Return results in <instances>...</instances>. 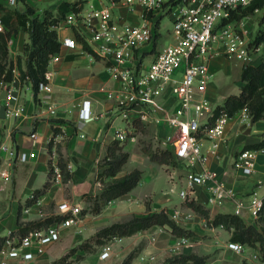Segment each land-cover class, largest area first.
I'll list each match as a JSON object with an SVG mask.
<instances>
[{
    "label": "built area",
    "instance_id": "2783aa9c",
    "mask_svg": "<svg viewBox=\"0 0 264 264\" xmlns=\"http://www.w3.org/2000/svg\"><path fill=\"white\" fill-rule=\"evenodd\" d=\"M3 1L9 5L16 2ZM252 1L106 0L96 5L93 2L74 0L72 5L76 9H69L62 22L73 26L82 36V41L90 43L92 50L106 62L108 76L114 84H102L99 88L113 101L116 114L126 120L123 127L115 129L112 140L136 141L135 126L128 115L130 109H138L136 119L141 122L159 124L165 121L168 131L159 130L156 137L186 168L177 188L178 195L184 200L194 199L212 207L231 201L232 213L242 215L244 210H248L257 218L264 197L253 189L249 192L248 199H245L243 194L226 183L218 170L207 164L208 155L216 154L225 137L228 120L233 115L237 116L239 123L252 120L247 106L241 107L232 116L222 108L215 114L218 104H214L208 96L212 78L209 65L213 56L222 54L229 60L237 59L243 64L255 62L253 53L259 51L261 43H254V35L242 26L248 16L242 19L231 18L233 11ZM119 2H123L131 10L139 5L140 22L130 23L114 16ZM164 16L172 21L171 39L160 49H156ZM80 25L85 27V32H82ZM4 29L0 19V31ZM149 43L153 44L151 50L147 49ZM76 44L74 35L60 39V47L74 48ZM150 54L151 58L147 59ZM58 58V51L50 54L47 64ZM51 75L52 70L46 67L44 80L38 84L39 89H49ZM0 87L6 90L5 116H20L25 110L24 105L8 101L11 89L1 80ZM160 98H163L162 101ZM55 111V103L41 98L37 113ZM91 117L89 101L84 99L80 103L79 125ZM35 134L32 132L30 136L34 137ZM202 140L209 142L207 149H203ZM0 149L7 154L6 168L0 171L4 177L10 176L7 166L11 168L16 160L25 161L32 155L31 152L17 150L6 143H1ZM261 151H264V146L241 147L233 156V167L253 171L256 155ZM53 164L55 177L58 178L60 169L56 161ZM202 191L206 194L204 199L201 198ZM60 208L58 212L66 216L59 220L30 228L24 234L8 232L0 242L1 261L17 259L24 264L37 263L46 247L59 239L64 228L78 224L82 208L79 203L64 202L60 204ZM186 239H176L169 254L173 255L175 248H179ZM111 242L109 240L101 245L96 253L98 260H105L110 256ZM226 246L236 253L248 254L253 264H264L261 254L248 243L228 240ZM147 255V258H142L141 264L155 261V255ZM163 264L192 262L167 261Z\"/></svg>",
    "mask_w": 264,
    "mask_h": 264
},
{
    "label": "crops",
    "instance_id": "0c3cea01",
    "mask_svg": "<svg viewBox=\"0 0 264 264\" xmlns=\"http://www.w3.org/2000/svg\"><path fill=\"white\" fill-rule=\"evenodd\" d=\"M63 1L71 5L74 2V0H16L15 4L9 5L0 0V4L18 10H24L26 5H29L34 8V14L41 15L45 9L55 14L58 5ZM82 1L83 3L93 2L100 5L106 0ZM140 11L141 7L139 5H135L131 10L123 2H119L114 10V16H119L122 20L130 23H138L140 22ZM1 15L2 10L0 9V18ZM242 26L252 33L253 23H250L248 19L244 21ZM81 30L85 32V27L81 26ZM56 31L59 41L64 36L74 35L77 44L74 48H59V58L47 64V68L52 70L49 89L38 88L36 94H34L32 82L28 77H24L22 80L19 78V71L26 68L24 46L25 43L29 42L28 32L18 28L11 33L7 41V57L8 60L13 62L14 73L13 79L8 83L11 89V97L8 101L12 104L22 103L25 110L18 117L5 116L0 118V144L6 143L17 150L31 152L32 155L25 161L16 160L11 168L7 166L10 172L9 177H4L0 173V242L8 232L14 233L17 231L19 222L36 220L39 217L37 211L40 206L47 207L53 202L56 204L55 208H57V203L61 201L81 205V202L84 201L83 197L88 193H92L95 186L100 184L96 175L103 169L101 159L104 158L107 148L112 142L114 129L123 127L126 124V120L116 114L113 101L108 99L105 92L99 88L102 84H114L108 76L105 60L92 50L90 43L86 42L90 50L85 48L84 41L80 39L82 36L75 31L73 26L66 25L61 21L56 26ZM261 56L254 63H258ZM148 58L151 57L148 56ZM233 60L234 62L235 60L240 62L241 66L243 65L241 61L237 59L229 60L222 54L213 56L209 65L212 75L221 66L226 67V69L229 68ZM240 84L241 82L238 80L239 90ZM213 87V81L210 80L208 86V96L210 98ZM226 96H224V99ZM41 98H46L49 102L55 103L56 111L54 113H37ZM84 99L89 101V110L92 117L79 125L80 103ZM162 99L159 100L162 101ZM0 102L5 103V99L0 100ZM137 112V108L128 111L129 120H132V122L136 120L139 123L134 130L136 141L137 137L143 134L140 127L154 129L155 137L159 130L163 132L168 129L165 121L159 124L141 122L136 119ZM54 127H56L57 132H54ZM32 132L36 133L34 137L30 136ZM263 136L264 117L256 120L252 119L246 123H239L237 116L233 115L228 120L225 137L220 142L216 154L208 155V166L218 170L226 183L233 186L240 194H243L245 199H248V194L253 189H256L264 197V151L257 153L255 169L251 172L235 169L232 165V159L241 147L248 143L258 142ZM51 138H53V144L51 151H49L48 142ZM136 141L125 140L121 142H123V148L129 153L128 158L133 155L134 159L147 163V166L150 167L149 172L151 174L146 178L150 186L154 183L153 180L159 173V167L161 166L151 161L148 155L138 147ZM202 143L203 149H207L209 142L202 140ZM131 151H133V154H131ZM6 157V152L0 149V171L4 167L6 168ZM59 157H62L65 161V171L70 173V176L65 180H63V174L60 171L58 178L55 177L53 163L54 161L57 162ZM124 164L117 172V177L135 167L139 168L133 166L125 169ZM50 166L52 167L51 184L44 193L33 199L34 190L41 188L45 181L49 179ZM139 169L142 176L138 183L128 192L111 199L107 206H110L112 202H119L126 213L146 214L147 212L157 211L158 208L167 204L168 196L159 194L156 195L159 201L154 200L150 204V209H146L142 201L144 197L136 192L141 188V183L144 181L143 168ZM185 171L186 168L181 163L169 167L167 172L169 190L172 191L178 188L181 174H184ZM170 187H173V189H170ZM165 192L164 190L163 193L166 194ZM149 194L155 195L151 192ZM205 195V192L202 191L201 198L204 199ZM201 203L209 208L211 217L217 212H232L233 208L231 201H226L219 207ZM54 212H58L57 209ZM240 216L247 224H255L257 221V218L248 210H244ZM70 227L64 228L63 232ZM158 228H160L158 225L151 226V229L154 230ZM133 236H136V234H133ZM133 236L129 235L112 240V249H115L117 243L125 238H128L127 242L129 244H134L135 239H133ZM56 241L48 245L47 253L46 249L43 253H46L50 259L63 253L65 247L70 245L69 238ZM157 241L156 244H159V246L163 243L161 237ZM49 261L48 258H41L40 256L35 264ZM97 261L98 259H96Z\"/></svg>",
    "mask_w": 264,
    "mask_h": 264
},
{
    "label": "trees",
    "instance_id": "16d2710c",
    "mask_svg": "<svg viewBox=\"0 0 264 264\" xmlns=\"http://www.w3.org/2000/svg\"><path fill=\"white\" fill-rule=\"evenodd\" d=\"M264 7V0H253L245 7H240L233 11L231 18L242 19L246 16L253 14L256 9ZM76 9L75 6L69 4L66 1L61 2L57 7V12L54 14L50 10L45 9L41 15L34 14V8L26 5L24 10L10 9L0 4L2 10L1 22L4 24L5 29L0 31V80L5 84L13 79V62L8 60L7 53V41L11 33L18 28L26 30L29 34V42L25 43L24 53L26 68L19 71V78L22 80L24 77H28L32 82V88L34 94L38 90V84L44 80V71L47 67V61L50 54L56 52L60 48V41L57 37L56 26L64 19L65 13L69 9ZM260 22H264V10L260 16ZM82 40V38L80 37ZM254 43H261L263 45V53L258 63H244L241 66L239 80L240 90L238 93H231L226 96L222 104H218V109L222 108L232 116L238 109L243 106H247L252 119L256 120L264 117V28L259 27L254 34ZM85 48H90L84 41ZM1 89V87H0ZM136 120L133 121L134 126H138ZM54 132H57L54 127ZM53 144V138L48 142V149L51 151ZM264 145V136L254 143H248L243 147L258 148ZM148 154L151 160L159 163H167L172 166L178 165L180 162L174 157L172 152L164 148L160 151L151 150L149 148L143 149ZM129 156L128 151L123 148V142L113 139L111 144L107 148V153L103 158V169L100 172L102 175L112 177V180L105 183L98 194H95V204L92 208L93 212H98L101 209L102 204L114 199L129 190H131L141 178V170L139 168H133L126 172L122 176H116L117 172L121 169L122 165L127 161ZM57 164L59 165L60 172L63 174L62 178L65 180L70 176L68 171H65V161L62 157L58 158ZM52 167H49V179L45 181L41 188L34 190L35 199L38 195L45 192V190L51 184ZM89 198L92 195L86 194ZM100 198V202L97 200ZM185 204L194 210L206 212L207 209L201 202L194 199H188ZM208 213V211H207ZM65 214H58L54 217H45L40 220H30L26 222H19L18 234H24L28 229L46 225L49 222L57 219H61ZM255 224L245 223L242 217L232 212H217L210 223L212 225H223L227 229L232 228L230 234V240L240 241L248 243L254 246L258 241L261 244V256L264 258V225H260L259 221H264V198L263 206L260 210L259 216L256 219ZM167 224L172 233L182 235L186 230L176 223L166 212L162 209L154 212H147L143 215H135L125 221H115L108 225L99 228L94 234V241L97 244L110 240L111 237H121L131 235L134 232L151 227L153 225ZM14 232V233H15ZM78 248L91 249V246L86 242L79 243L76 246L70 248L71 254ZM132 257V253H128L127 257L123 260V264H128ZM204 256L197 254L183 255L182 260L190 259L194 264H201L204 261ZM242 264H248L243 262Z\"/></svg>",
    "mask_w": 264,
    "mask_h": 264
},
{
    "label": "rangeland",
    "instance_id": "374dc122",
    "mask_svg": "<svg viewBox=\"0 0 264 264\" xmlns=\"http://www.w3.org/2000/svg\"><path fill=\"white\" fill-rule=\"evenodd\" d=\"M263 10L264 7L256 10L247 18L250 23H253V35L259 27L264 28V22H260V16ZM171 29V19L168 16H164L162 18V26L160 27L161 37L156 41V49H160L171 39ZM152 47V43H149L147 45V49L149 50H151ZM153 52L154 51L152 50L151 53ZM262 53L263 45L261 44L259 51L253 53L254 60H259V57L262 55ZM151 56L152 55L150 54L149 57ZM240 67V62L236 60L234 62L233 60L230 63L229 68L226 69V67L221 66L216 71H214L211 78L214 87L210 93V99L214 104H221L224 100V96L232 92H238ZM140 128H142L143 134H140L137 137L136 142L138 147L143 152V149L145 148H149L155 151H160L164 149V146L160 143L159 139L155 137L154 129H149L145 127ZM167 131L168 129H165L163 132ZM131 152V154H133V151ZM151 161L161 167H159V173L155 176V179L153 180L154 183L150 186L146 179L147 176L151 174L149 172L150 167L147 166V163H143L139 160L137 161V159H134L133 155H131L130 158H128L126 163L124 164V168L128 169L132 168L133 166H138L141 169L143 168L142 173L144 181L143 183H141V188L136 190V192L138 195L144 197L142 201L144 202L146 209H150V204L154 200H158L156 195L162 194L164 196H168L167 204L158 209L166 210L168 215L176 223L182 226L186 230V232H184L182 235L174 234L172 233L171 228L167 224L158 225L160 226V228H158L157 230L151 229V227L144 228L134 232L133 234H136V236H133V234H131L134 237L133 239H135L134 244L132 243L133 245L127 242L128 238H125L123 241L120 240L117 243L115 249H111V254L107 259L98 260L96 262V253L100 249L101 245L97 244L94 241V234L99 228L115 221H125L131 218L132 216L145 214L126 213L119 202H112L110 206H107V203L110 200L102 204L101 209L98 212H93L92 208L95 204V200L93 198L95 194H98L101 191L105 183L112 180V177L102 175L100 172H98L96 178L100 182V184L95 186V190L92 191V193H88V195H92L91 198L86 195L83 197L84 201L81 202L82 208L80 211V215H78V224L73 225L72 227L67 229V231L63 232L61 237L57 240L60 241L63 238H69L70 245L68 244L69 246L65 247L63 253H61L60 255H56L51 259L46 254L48 250L47 246L46 253L42 254L41 258L46 257L50 261L45 263L43 262L40 264H123V260L127 257V254L130 252L132 253V257L129 260L128 264H132L134 260L135 261L133 264H141L143 260L142 258H147V256L149 255H147V253L155 255L156 258L155 261L151 262L150 264H163L167 261H190L192 262V264H194L193 261L190 259H181L183 255L188 254H197L204 256V261L201 264H242L243 262L253 264V262L249 259L248 254L236 253L226 246V242L230 240L229 237L232 228L227 229L223 225H212L210 221L213 217L210 216L209 208H206L208 213L207 211L202 213L201 211L194 210L185 204L186 200L182 199L178 195L177 189H174L172 191L169 190V176L167 175V172L169 170V167L172 165L167 163H159L154 160ZM101 163H103V159H101ZM164 190L166 191V194L163 193ZM150 192L154 193L155 195L149 194ZM97 200L99 202L101 201L100 198H97ZM64 202L66 201H61L57 203V208H55L56 204L53 202L50 203L47 207H38L39 209L37 212L39 213V217L36 220L44 219L45 217L49 216L54 217L58 214H61L60 212L54 211H56V209L57 211H60V204ZM187 207H189L190 209ZM259 224L264 225V221L260 220ZM122 237L124 236L111 237L110 240H117ZM160 237L163 239V243H161L159 246V244L157 245L156 243L158 242L157 240L160 239ZM180 237H186L187 239L182 242L179 248H175L176 252L173 255L169 254V252L172 251L173 246H175V240ZM84 241H86L91 246L90 250L78 248L73 253L68 254L71 247L76 246ZM253 247L259 254L262 253V250L260 248L261 244L258 241ZM0 264L24 263L19 262L17 259H9L5 262H2L0 258Z\"/></svg>",
    "mask_w": 264,
    "mask_h": 264
},
{
    "label": "water",
    "instance_id": "95a60500",
    "mask_svg": "<svg viewBox=\"0 0 264 264\" xmlns=\"http://www.w3.org/2000/svg\"><path fill=\"white\" fill-rule=\"evenodd\" d=\"M6 96V90L3 88L0 90V100L5 99ZM5 103L4 102H0V118H4L5 117Z\"/></svg>",
    "mask_w": 264,
    "mask_h": 264
}]
</instances>
